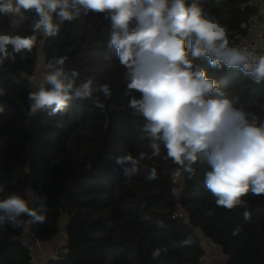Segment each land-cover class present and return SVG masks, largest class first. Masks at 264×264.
I'll return each instance as SVG.
<instances>
[{
  "label": "trees",
  "instance_id": "obj_1",
  "mask_svg": "<svg viewBox=\"0 0 264 264\" xmlns=\"http://www.w3.org/2000/svg\"><path fill=\"white\" fill-rule=\"evenodd\" d=\"M244 1L196 0L227 27L229 47H235L241 24L252 12L237 8ZM24 16L13 32L12 17L0 14V32L33 35L35 13L26 11ZM109 32L110 21L102 13L65 21L56 36L35 33L31 52L0 65L5 93L0 96V199L17 193L33 199L30 206L47 209L42 224L0 227V264H32L19 238L29 229L40 240L53 242L62 224L69 253L48 264H198L204 254L199 233L221 249L227 264H264V195L249 193L240 208L217 207L204 185L210 166L198 160L194 172L182 178L185 202L179 204L181 191L174 194L172 176L182 168L167 159L163 145L160 155L152 156L142 131L144 120L128 107L125 69L107 46ZM40 55L46 74L56 58L67 57L64 70L79 73L77 84L88 79L93 87L108 84L111 97L95 92L92 99L72 101L62 113L50 116L41 110L26 118L27 77L36 73ZM201 67L222 91L264 122V81L257 84L237 69H214L207 59ZM97 98L103 109L95 106ZM140 153L146 155L140 170L124 176L115 158H138ZM151 168L157 177L147 180ZM179 211L187 221L175 216ZM244 211L250 212V219L243 218ZM154 249L162 250L156 259L151 256Z\"/></svg>",
  "mask_w": 264,
  "mask_h": 264
},
{
  "label": "clouds",
  "instance_id": "obj_2",
  "mask_svg": "<svg viewBox=\"0 0 264 264\" xmlns=\"http://www.w3.org/2000/svg\"><path fill=\"white\" fill-rule=\"evenodd\" d=\"M26 11L35 13L34 34H13L27 19ZM92 13H102L110 21L107 46L115 50L125 69L131 94L128 107L133 116L144 120L142 131L150 141L152 156H159L163 145L167 159L189 175L198 160L206 161L210 170L204 173V185L217 207L240 208L249 193L264 195V122L222 91L201 67L207 59L214 69H237L259 84L264 81V55L229 47L227 27L196 0H0V14L12 17L13 30L0 32V65L31 52L35 33L56 36L65 21ZM66 59L56 58L43 80L27 78L37 89L28 95L29 115L48 110L54 116L74 100L92 99L95 92L105 99L111 97L108 84L93 87L92 79L77 84L79 73L65 72ZM4 94L0 88V96ZM94 104L104 108L99 98ZM145 158V153L138 158L125 154L114 163L130 177ZM156 177V169H148L146 179ZM33 203L17 193L0 199V227L23 229L44 223L47 209L30 206ZM250 216L243 212L245 220ZM161 251L154 249L152 258H158Z\"/></svg>",
  "mask_w": 264,
  "mask_h": 264
},
{
  "label": "built area",
  "instance_id": "obj_3",
  "mask_svg": "<svg viewBox=\"0 0 264 264\" xmlns=\"http://www.w3.org/2000/svg\"><path fill=\"white\" fill-rule=\"evenodd\" d=\"M237 8H239L241 11L251 10L252 12L241 24L242 34L235 38V48L252 52L257 56L264 55V0H246L244 2H240L237 5ZM37 61L36 73L29 75L28 77L36 76L38 80H41L39 79V77H41L39 71L41 70V67L45 65V62L41 55L38 57ZM45 75L46 72H44L42 80ZM28 90L31 92L36 91L37 89L28 83ZM30 103L31 102L29 101V106ZM28 117L29 107L26 114V118ZM182 178L183 170H175L172 179L173 183L175 184L173 192L177 196L181 191ZM175 216L183 218L185 221H187V216L183 211H179L175 214ZM199 236L201 245L204 249V254H202V256L199 258L198 264H211L212 257L216 260L217 264H226L227 258L222 254L221 249L217 247L209 238L203 236L200 233ZM19 241L28 250L32 264H38L37 253L43 248V246L49 243L37 238V236L29 229L24 232V234L19 238ZM51 249V261L64 259L68 255L69 249L67 246V237L64 224L61 225L59 234L54 239Z\"/></svg>",
  "mask_w": 264,
  "mask_h": 264
},
{
  "label": "crops",
  "instance_id": "obj_4",
  "mask_svg": "<svg viewBox=\"0 0 264 264\" xmlns=\"http://www.w3.org/2000/svg\"><path fill=\"white\" fill-rule=\"evenodd\" d=\"M53 242H49L37 253L38 264H48L51 261V247ZM211 264H217L216 260L212 257ZM227 264V262H226Z\"/></svg>",
  "mask_w": 264,
  "mask_h": 264
},
{
  "label": "water",
  "instance_id": "obj_5",
  "mask_svg": "<svg viewBox=\"0 0 264 264\" xmlns=\"http://www.w3.org/2000/svg\"><path fill=\"white\" fill-rule=\"evenodd\" d=\"M188 173L184 172L183 170V176H186ZM185 202V191L184 190H181V194H180V197H179V204L180 205H183ZM63 205H61L62 207Z\"/></svg>",
  "mask_w": 264,
  "mask_h": 264
},
{
  "label": "rangeland",
  "instance_id": "obj_6",
  "mask_svg": "<svg viewBox=\"0 0 264 264\" xmlns=\"http://www.w3.org/2000/svg\"><path fill=\"white\" fill-rule=\"evenodd\" d=\"M45 70H46V67H45V65H44V66L41 67V70L39 71V74H40V76H41V77H39V79L42 80V76H43Z\"/></svg>",
  "mask_w": 264,
  "mask_h": 264
}]
</instances>
